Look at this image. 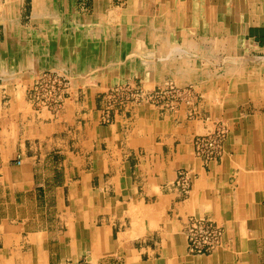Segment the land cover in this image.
Returning <instances> with one entry per match:
<instances>
[{"label":"crops","instance_id":"0c3cea01","mask_svg":"<svg viewBox=\"0 0 264 264\" xmlns=\"http://www.w3.org/2000/svg\"><path fill=\"white\" fill-rule=\"evenodd\" d=\"M49 71L69 80L55 115L25 95ZM255 72L264 0H0V264H264ZM131 79L194 87L196 118L130 103L103 124L101 96ZM206 118L228 135L203 167ZM179 170L185 199L169 191ZM187 217L222 227V246L188 254Z\"/></svg>","mask_w":264,"mask_h":264},{"label":"built area","instance_id":"2783aa9c","mask_svg":"<svg viewBox=\"0 0 264 264\" xmlns=\"http://www.w3.org/2000/svg\"><path fill=\"white\" fill-rule=\"evenodd\" d=\"M69 81L57 73L43 72L39 74L26 90V100L36 111H47L57 114L67 95ZM102 103L101 121L111 122L113 113L123 110L126 105H149L159 108L162 112H174L180 105L189 104V100L173 86L144 91L135 82H126L110 89L100 98ZM196 118L195 111L188 114ZM206 118L205 121H208ZM213 128L204 135L195 136L192 140L193 155L203 167L219 161L227 139L228 129L221 121H212ZM192 185V173L179 170L175 181L169 185V191L179 198L185 199ZM182 234L186 241V251L190 255H210L222 246L224 232L222 227L207 218L187 217L183 224ZM66 264H89L86 259Z\"/></svg>","mask_w":264,"mask_h":264},{"label":"rangeland","instance_id":"374dc122","mask_svg":"<svg viewBox=\"0 0 264 264\" xmlns=\"http://www.w3.org/2000/svg\"><path fill=\"white\" fill-rule=\"evenodd\" d=\"M50 72V71H49ZM52 73H55V72H52ZM255 75L253 76V78H255V81H256V84L257 85H264V79H263V76H262V74L260 73V72H255L254 73ZM262 77V78H261ZM66 79V78H65ZM263 79V80H262ZM66 80H68V79H66ZM69 81V80H68ZM126 82H135L136 84H138L142 89H143V87H142V85L141 84H139V82L138 81H136V79H131V80H128V81H126ZM125 82V83H126ZM122 84H124V83H122ZM121 84V85H122ZM167 85H170V86H173V87H175L176 89H178L179 91H183V96H185V98L186 99H188L189 100V104H183V105H185V106H190L192 109H190V112L191 111H193L194 110V106L192 105V103H191V101H193V100H195V99H197L198 100V98H197V96L199 95L198 93H196V90H195V88L194 87H192V86H187V87H180V86H177V85H175L174 83H172V82H168V83H166V84H164L162 87H159V88H161V89H164ZM256 85V86H257ZM117 86H119V85H117ZM255 85H254V87H256ZM114 87H116V85L114 86ZM113 87V88H114ZM112 89V88H111ZM157 89V88H156ZM144 91H147V90H145V89H143ZM260 90V89H259ZM148 92V91H147ZM264 104H262L261 103V106H263ZM113 114H115V113H113ZM112 114V115H113ZM111 118H112V116H111ZM188 118H190V119H194V118H191L189 115H188ZM212 121L213 120H211L210 118H209V120H208V122H210L211 123V125H212ZM212 128H213V125H212ZM190 193V192H189ZM188 197V196H187ZM224 238V237H223ZM76 262V261H75ZM68 263V262H67Z\"/></svg>","mask_w":264,"mask_h":264},{"label":"bare ground","instance_id":"6f19581e","mask_svg":"<svg viewBox=\"0 0 264 264\" xmlns=\"http://www.w3.org/2000/svg\"><path fill=\"white\" fill-rule=\"evenodd\" d=\"M104 20V19H103Z\"/></svg>","mask_w":264,"mask_h":264}]
</instances>
